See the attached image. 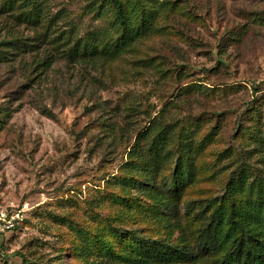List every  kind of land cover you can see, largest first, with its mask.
Here are the masks:
<instances>
[{"label": "rangeland", "instance_id": "rangeland-1", "mask_svg": "<svg viewBox=\"0 0 264 264\" xmlns=\"http://www.w3.org/2000/svg\"><path fill=\"white\" fill-rule=\"evenodd\" d=\"M22 2L0 0V37L26 47L0 62V206L24 209L18 228L0 233V264H110L87 239L97 231L121 254L151 250L135 238L109 236V222L170 245H194L228 179L244 168L264 184V0H153L154 30L112 61L83 68L57 60L48 69H36L31 56L43 58L62 30L75 38L96 30L116 37L110 1ZM34 4L44 20L38 26L17 18ZM160 117L197 142L211 135L193 153L195 180L176 208L159 207L169 225L152 217L117 220L122 206L112 196L139 193L112 180L122 175L136 135ZM107 123L126 125V137L109 143ZM177 145L150 182L156 189H167ZM198 250L191 262L138 264H220L221 252Z\"/></svg>", "mask_w": 264, "mask_h": 264}, {"label": "trees", "instance_id": "trees-1", "mask_svg": "<svg viewBox=\"0 0 264 264\" xmlns=\"http://www.w3.org/2000/svg\"><path fill=\"white\" fill-rule=\"evenodd\" d=\"M109 1L117 34L115 38L107 37L97 30L75 38L72 37L71 31L62 30L50 39V44H54L55 47L50 51L45 50L47 53L43 58L37 57L38 53L31 56V63L36 69H48L57 60L78 64L83 68L86 66L95 68L100 63L112 61L137 41L148 37L154 30L157 8L154 7L153 0ZM30 2L32 0H23L21 6H28ZM8 5L14 8L12 1H9ZM17 18L35 26L44 21L37 4H34L28 12H20ZM49 19L46 31L52 26V21L54 22V18ZM16 41L13 38L0 37V62L9 60L10 55L26 51V47ZM127 108L129 111L135 110L133 105ZM40 111L49 117H54V113L46 106L41 107ZM126 125L107 123L104 136L109 139V143H118L126 137ZM187 132L183 125L165 123L160 117L157 120L153 118L149 125L136 135L128 152L129 160L121 167L122 175L114 178L112 184L132 188L139 194L136 197L112 196L113 200L122 206V210L116 216L117 220L152 217L157 225L161 223L169 225L170 218L164 216L159 207L169 210L176 208V201L195 180L193 153H199V150L204 148V143H209L207 139L211 136L197 142ZM172 143H178L175 149L178 156L174 161L171 179L166 184L167 189H156L150 182L172 157ZM259 181L256 178L250 180L244 168L228 179L224 190L226 195L219 198L220 206L213 209L212 214L215 216L201 229L197 244L191 245L187 240H181L178 245H170L163 237L152 239L151 236H140L136 234L137 229H116L110 222L109 236L119 240L135 238L141 248L151 249L148 254L146 256L121 254L115 251L113 243L106 239L101 231H97L87 239L91 245L99 248L104 257L109 258L110 264L116 262L138 264L148 262V258L166 263L191 262L198 258L199 248L221 252L220 264H264V184ZM146 196L151 201L140 202L141 198ZM135 208L141 212H137ZM131 209L136 210L135 214L129 213ZM77 234L83 235L84 232L79 229ZM227 240L231 241L228 243V248H225Z\"/></svg>", "mask_w": 264, "mask_h": 264}, {"label": "built area", "instance_id": "built-area-1", "mask_svg": "<svg viewBox=\"0 0 264 264\" xmlns=\"http://www.w3.org/2000/svg\"><path fill=\"white\" fill-rule=\"evenodd\" d=\"M24 209L5 208L0 206V233L15 229L17 224L22 220Z\"/></svg>", "mask_w": 264, "mask_h": 264}]
</instances>
